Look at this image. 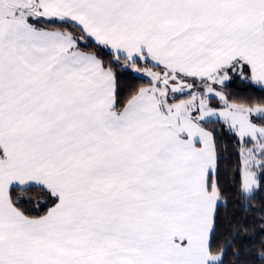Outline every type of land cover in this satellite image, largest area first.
Wrapping results in <instances>:
<instances>
[{
  "label": "snow or ice",
  "instance_id": "6c2138e0",
  "mask_svg": "<svg viewBox=\"0 0 264 264\" xmlns=\"http://www.w3.org/2000/svg\"><path fill=\"white\" fill-rule=\"evenodd\" d=\"M0 264H264V0H0Z\"/></svg>",
  "mask_w": 264,
  "mask_h": 264
},
{
  "label": "trees",
  "instance_id": "16d2710c",
  "mask_svg": "<svg viewBox=\"0 0 264 264\" xmlns=\"http://www.w3.org/2000/svg\"><path fill=\"white\" fill-rule=\"evenodd\" d=\"M233 87H242L240 85H233ZM230 163H235V157H233L230 161Z\"/></svg>",
  "mask_w": 264,
  "mask_h": 264
}]
</instances>
